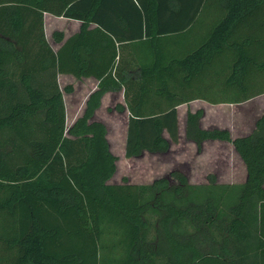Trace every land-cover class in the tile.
Listing matches in <instances>:
<instances>
[{"label": "trees", "instance_id": "16d2710c", "mask_svg": "<svg viewBox=\"0 0 264 264\" xmlns=\"http://www.w3.org/2000/svg\"><path fill=\"white\" fill-rule=\"evenodd\" d=\"M45 13L82 22L57 51ZM252 72L264 73V0H0V264H264V114L233 139L202 128L204 110L188 113L186 139L199 151L231 142L242 184L214 174L191 184L179 170L112 183L118 157L93 120L103 95L125 86L126 157L165 153L179 140L178 106L264 94L209 99L191 94L196 81L244 92ZM67 73L99 81L69 129L58 84Z\"/></svg>", "mask_w": 264, "mask_h": 264}, {"label": "rangeland", "instance_id": "374dc122", "mask_svg": "<svg viewBox=\"0 0 264 264\" xmlns=\"http://www.w3.org/2000/svg\"><path fill=\"white\" fill-rule=\"evenodd\" d=\"M66 22L59 21L58 25L54 26L47 33V38L55 49H57V45L55 44L53 33L62 32L66 34L72 29V23ZM208 22L202 21L192 31L193 36H195V33H200L201 26H205ZM202 29L204 31V27ZM186 39L187 37L179 39L183 41V44L185 43L186 47L182 46L185 51L189 50L193 45V43L189 45V42L185 41ZM174 43L178 42L175 39L168 41L165 43V47L172 49ZM200 81L204 82L200 83L196 81L194 83V89L191 90L192 95L204 96L209 99H236L243 94H252L262 89L264 87V73L252 72L248 80L249 82H245L244 84V92L236 88L230 90L212 88L214 86L213 82H215L214 79ZM62 83L65 86L69 85L64 79H62ZM72 85L74 87L75 82ZM72 85L69 86L71 87ZM76 98L78 99L80 108L82 98L78 93H76ZM108 106H113L110 98L107 99L106 104L102 105V108L98 111L96 121L106 125L109 131L108 140H110L112 152L118 157L117 170L110 182L123 183L128 181L134 184H150L155 179L168 175L173 170L185 173L191 184H208L209 176L213 174L217 177L218 183H226L229 180V174H235L239 181L243 180L241 178V175L244 173L243 164L229 142L213 144L207 142L206 150L202 148L199 151L195 143L188 141L182 136L179 137L177 143L171 144L168 152L156 155L149 154L141 159L125 158L122 150V141L125 135L126 120L123 115L111 113V107L108 109ZM200 108L206 112V116L204 117L203 115L202 119L204 128L228 129L231 132L232 138H235L255 128L258 117L264 114V96L261 95L249 103L240 104L206 105L205 103H198L196 109L200 110ZM81 115L82 113L79 117ZM67 125L68 128L71 127V124L68 122ZM222 146H228V149H224ZM224 150L226 155L229 156V161L226 163L221 159V154Z\"/></svg>", "mask_w": 264, "mask_h": 264}, {"label": "crops", "instance_id": "0c3cea01", "mask_svg": "<svg viewBox=\"0 0 264 264\" xmlns=\"http://www.w3.org/2000/svg\"><path fill=\"white\" fill-rule=\"evenodd\" d=\"M59 21L60 22L67 21L66 23H72L73 26H72V29L68 33H66V34L64 33V40L61 43H58V42H56L54 40L55 44L57 45V49L53 48L51 42L47 38L48 41L50 42L52 48L55 51H57L68 38H70L74 34L78 33L80 31V28H81V25H82V22L78 21V20L67 19V18H64V17H57V16H55L53 14L45 13V15H44V24H45L46 36H47V33L50 32L53 29L54 26L58 25ZM91 27H94V25H91ZM62 79H64L66 82H68L69 85H72L75 82V86L74 87H73V85L71 86V87H73V89L72 90H68L67 88H68L69 85L65 86V84L62 83ZM58 84H59L60 90L63 93L64 102H65L66 125H67V122H68L72 126L79 118H81L84 115V113L86 111V108H87L88 100H89L91 94L98 89L99 81L95 77H82V78L79 79V78H76L73 74H68L67 73V74H59L58 75ZM76 93H78L79 96L82 98V102L80 104V108H79V105H78L79 104L78 103V99L76 98ZM259 96H261V95H259ZM259 96H257V97H259ZM262 96H264V94H262ZM257 97H255V98H257ZM108 98H110V102L113 105V106H108L107 107L108 109L111 107V111L110 112L114 113V114L115 113L116 114H120L121 116L123 115L125 120H126V125H125V129H124L125 135H124V139L122 141V150L124 152L125 158H127L126 155H125V149H126L127 130H128V122H129V118H130V111L127 108V104H126V101H125V86H122V88H120L118 90L108 91V92H106L103 95V97L101 99V107H99L95 111V115L93 117V120L94 121L97 120L98 111L102 108V105L106 104V101H107ZM255 98H253V99H255ZM253 99L248 100V101L243 102V103H249ZM198 103H205L206 105H208V104L214 105V104H211V103L206 102L204 100H195V101H192L190 103L182 104V105L177 107V110H178V121H179L178 122V125H179V137L183 136V137L186 138V125H187L188 113L189 112L198 111L199 109H196L198 107ZM117 105H123L126 108L124 109V111H119L116 108ZM217 105H221V104H217ZM200 109H202V108H200ZM81 113H82V115H81V117H79V115ZM205 116H206V112L204 110V117ZM260 117H258V119ZM201 125H202V128H204L203 127V120H201ZM204 129H212V128H204ZM253 129H251L250 131L246 132L243 135H239V136H236V137H241V136L248 135L250 132L253 131ZM108 136H109V131L107 130V138L109 139ZM165 136L167 138H169V135H168L167 132H165ZM109 142H110V140H109ZM207 142H211V144L218 143V142L219 143H227L226 141H220V140H208V141L204 142L203 150H206ZM229 144L233 146V149H234L235 153L238 155L240 161L243 164L244 173L241 175V178L243 180L239 181V180H237L238 177L235 174H233V175L229 174V180L226 183H223V184H242L247 179V168H246V165H245L244 161L241 159L240 155L236 151L234 145L231 144V142H229ZM222 147L224 149H228V146H222ZM110 149L112 151L111 145H110ZM149 154H151V153L146 151L141 157H133V158H127V159H138V158L141 159V158H143L145 156H148ZM157 154H161V153H157ZM152 155H154V154H152ZM228 157L229 156L226 155L225 150H224V152L221 154L222 161L224 163H226L227 161H229ZM113 183H116V182H113Z\"/></svg>", "mask_w": 264, "mask_h": 264}]
</instances>
